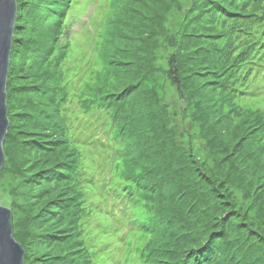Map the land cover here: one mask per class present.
Instances as JSON below:
<instances>
[{
  "label": "rangeland",
  "instance_id": "1",
  "mask_svg": "<svg viewBox=\"0 0 264 264\" xmlns=\"http://www.w3.org/2000/svg\"><path fill=\"white\" fill-rule=\"evenodd\" d=\"M209 1L212 0H123L119 5L115 0H63L58 16H64V36L54 40L53 45L50 40V51L47 48L49 45L44 46L49 40L47 34L53 38L57 28L62 31L59 24L56 25L53 5H48L50 10L47 11L43 9L44 4L47 5L45 2L40 4L41 1L24 0L22 3V24L19 19V28L13 30L16 40L12 42L14 47L11 46L12 50L15 48L14 53L9 57L7 91L11 88L16 96L36 101L38 111L43 109L50 112L49 119L52 113L50 103L42 96L40 100L33 94L36 95V86L40 83L48 85L50 96L53 91L56 92L55 110L59 112L65 127L67 146L76 155L75 190L81 197L84 211L78 220L80 231L76 240L80 243H76V247L82 246L88 253L89 264L136 262L139 250L149 239L139 227L146 217L144 208L131 205L118 214L117 205L113 204L109 195L124 191V179L130 172L138 173L153 165L149 158L158 149V140L150 135L157 125L151 131L146 130V136L141 134L146 139L143 147L142 142L134 138L126 147L124 140L122 142L114 136V127L106 112L84 110L85 101L110 85L113 77L117 80L114 84L116 87H120L121 83H133L135 87L130 91L134 94L145 90L142 104L146 93L156 94L158 120L155 123L160 122V128L163 124L166 128L158 134L165 132L160 138L166 139L167 145L172 148L173 171L181 167L184 161L189 167L195 164L202 169L205 166L217 180L223 178L222 174L228 171V166L243 171L240 179L245 192L233 176L227 175L221 187L231 192L233 210L238 211L235 219L249 223L254 231V234L250 232L253 238L262 241V256L261 249L256 248L255 257L264 260V126L260 127L263 133L262 150L253 151L252 146L246 144L241 149L249 153L243 155L244 152H239L242 159L238 158V137L234 136L239 127L248 128L245 134L249 133L254 123L252 119L257 113L262 114L264 120V85L249 90V94H239L232 84L233 89L229 90L234 95L228 92L226 95L216 83L210 84V81H214L210 70L200 68V77L196 78L203 84L200 95L189 90L187 84L190 77H185L183 64L188 55L192 58L188 63L202 65L205 56L201 50L204 47L212 44L224 46L234 41V45L238 44L236 51H239L244 47L240 41L248 38L240 31L231 29L237 25L232 24L230 16L223 19L219 14H214L213 20L206 21L207 24L192 19L198 8L207 9ZM209 11L211 9L203 14ZM34 15L47 17L38 22ZM183 86L188 89L187 95L192 101L188 99ZM129 99L135 100L134 96ZM193 101H200L204 110L194 108ZM7 102L6 99L7 113L12 115L10 122L13 124L15 110L8 109ZM137 102L140 103L136 100L128 104V109L133 111L132 117L137 111ZM218 137L229 145L228 153L235 152L237 158L233 154L225 157L214 148L215 138ZM135 138L140 140L139 135ZM255 138L259 141V138ZM28 165V162L22 165L27 172L15 171L16 168L6 165L0 177V204L10 210L12 223L17 222L21 227L20 220L37 219L42 207L41 198L28 199V194L33 190L36 192L37 188L34 184H24V175L30 174L29 169L32 171V168L27 169ZM33 231L38 232L39 228ZM21 248L29 254L25 264H35L40 252L58 250L54 245L36 244ZM72 257L69 255L68 259H59L60 262L54 264H70Z\"/></svg>",
  "mask_w": 264,
  "mask_h": 264
},
{
  "label": "trees",
  "instance_id": "2",
  "mask_svg": "<svg viewBox=\"0 0 264 264\" xmlns=\"http://www.w3.org/2000/svg\"><path fill=\"white\" fill-rule=\"evenodd\" d=\"M15 1L18 13L14 30L19 28V19L22 24L20 10L24 0ZM37 1H41L40 4L45 2L47 5L44 4L43 9L47 11L50 10L48 5H53L56 25L59 24L62 28L61 32L60 28L56 29V36L53 38L47 34L49 40L44 46L49 45L47 48L50 51L54 40H60L64 36L65 24H62L64 16H58L63 0ZM122 2L123 0H115V3L119 5ZM209 2L207 9L198 8L192 19H196L197 22L204 21V24H207L206 21L213 20L214 14H219L223 19L230 16L233 19L232 24L237 25L232 26L231 29L240 31L248 38L240 41L244 47L239 51H236L238 44L234 45V41L231 44L229 41L224 46L212 44L202 47L201 53L205 56L202 65L188 63V60L192 59L188 55L183 67L186 68H184L185 77H190V82L187 84L190 86L189 90L200 93L203 84L196 81V78L200 77L198 70L205 68L209 69L210 74L214 76V81H210V84L216 83L221 91H225V94L228 92L234 95L229 90L233 89L232 84L239 94H249V90L264 85V0H212ZM210 9L208 14H203ZM34 16L38 22H42L47 17V15ZM41 18L43 20H40ZM14 35L15 33H13V41L16 40ZM14 49H11L10 56L14 53ZM50 60L51 58L48 59V64ZM116 81L113 77L110 85L98 90L92 98L87 99L84 110L96 109L106 112L110 124L114 127V136L119 137L122 142L124 140L126 147L131 144V138L142 142L143 147L146 139L144 140L141 134L146 136V130L151 131V128L157 125L150 135L158 140L156 141L158 149L149 158L153 165L138 173L130 172L124 179V191L109 195L113 204L117 205L118 214L123 209L130 208L131 205L143 207L146 214L139 227L149 239L140 249L141 251L139 250L138 260L131 264H264V260L255 257L256 248L261 249L262 256L263 247L260 245L262 241L253 238L251 233L254 234V231L249 227V223L242 222L240 218L235 219L238 211L233 210L234 200L230 197L231 192L221 187V184L226 182L227 175L233 176L234 179H238V184H241L245 192L240 179L241 175H244L243 171L241 169L238 171L234 166L231 168L228 166V171L222 174L223 178L217 180V177H214L205 166L202 169L195 164L189 167L186 161L181 163V167L177 168L178 171L176 169L173 171L172 148L167 145L166 139L160 138L165 132L162 135L158 134L166 128L164 124L160 128L161 124L160 126L158 124L160 122L155 123L158 112L156 94L146 93L142 104L145 90L134 94L135 92L130 89L135 87V84L121 83L120 87H116L114 85ZM7 87L8 79L6 82L7 106L8 109L15 110L13 112L15 123L10 122L12 115L7 113L9 124L2 143L5 160L0 177L4 174L6 165H10L12 169L16 168L15 171L27 172L22 165L28 162L27 169L32 168V171L29 169L30 174L24 175L23 180H26L24 184L37 185L36 192L33 190L28 194V199H42L40 204L42 207L37 213V219L20 220L23 227L17 222L12 223V236L25 249L30 244L57 247L56 252L47 250L37 254L35 264H54V262H60L59 259H68L69 255H73V261L71 260L70 264H89L88 253L82 246L76 247V243H80L77 241L80 231L78 220L84 211L81 207V197L75 190L76 155L67 146L65 127L59 112L55 110L56 92L53 91L50 96L48 85L40 83L36 86V95L33 94L40 100L42 96L50 103L52 118L49 119L50 112L42 111L43 109L38 111L36 101L31 98L22 99L16 96L15 92L13 93V89L10 88L11 90L7 91ZM183 88L187 95L188 89L186 86ZM205 89L209 92L206 86ZM19 93L22 92L19 91ZM130 96H134L135 100H130ZM187 97L192 101L189 95ZM136 100L140 103L137 102V111L132 117L133 111L128 109V104ZM199 102L193 101V107L202 110ZM151 106L153 107L150 111ZM252 120L254 123L249 133L245 134L248 128L240 127L238 132L234 133V136L238 137L236 139L238 156L242 154L239 152H244L241 147L246 144H250L253 151L262 150L263 133L260 127L264 126L263 115L257 113ZM134 132L138 133L134 134ZM138 135L140 140L135 138ZM255 136L259 138V141ZM241 140L244 141L239 144ZM214 148L222 152L225 157L233 154V157L237 158L234 155L235 152L228 153L229 145L222 137L215 138ZM232 149L234 150V146ZM248 153L249 151H245L243 155ZM171 156H173L172 159ZM135 158L134 154L133 160ZM238 158L242 159V156ZM231 170L235 173L234 175ZM44 184L46 186H43ZM34 228H39V231H33ZM64 246L67 248L63 249ZM60 248H62L61 251H59ZM28 256L29 254L25 252L24 264Z\"/></svg>",
  "mask_w": 264,
  "mask_h": 264
},
{
  "label": "water",
  "instance_id": "3",
  "mask_svg": "<svg viewBox=\"0 0 264 264\" xmlns=\"http://www.w3.org/2000/svg\"><path fill=\"white\" fill-rule=\"evenodd\" d=\"M15 0H0V170L4 164L2 143L8 129L6 82L16 20ZM24 251L12 236L11 212L0 204V264H24Z\"/></svg>",
  "mask_w": 264,
  "mask_h": 264
},
{
  "label": "bare ground",
  "instance_id": "4",
  "mask_svg": "<svg viewBox=\"0 0 264 264\" xmlns=\"http://www.w3.org/2000/svg\"><path fill=\"white\" fill-rule=\"evenodd\" d=\"M66 26V25H65ZM7 108V107H6Z\"/></svg>",
  "mask_w": 264,
  "mask_h": 264
}]
</instances>
